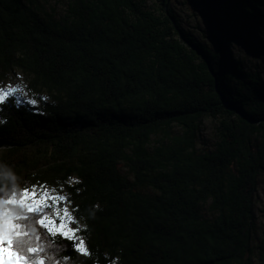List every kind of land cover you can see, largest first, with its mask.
<instances>
[{
  "label": "trees",
  "instance_id": "trees-1",
  "mask_svg": "<svg viewBox=\"0 0 264 264\" xmlns=\"http://www.w3.org/2000/svg\"><path fill=\"white\" fill-rule=\"evenodd\" d=\"M63 2L58 15L46 0H0V80L19 71L40 100L0 105V164L16 176L0 175V199L34 186L67 197L91 252L38 224L51 205L20 222L37 258L264 264V0H188L214 46L182 26L178 0ZM235 40L255 72L232 57Z\"/></svg>",
  "mask_w": 264,
  "mask_h": 264
},
{
  "label": "snow or ice",
  "instance_id": "snow-or-ice-1",
  "mask_svg": "<svg viewBox=\"0 0 264 264\" xmlns=\"http://www.w3.org/2000/svg\"><path fill=\"white\" fill-rule=\"evenodd\" d=\"M10 93L14 95L11 88L7 92L0 88V105L9 99ZM49 192L40 195L34 186L32 189L24 188L19 195L13 191L8 198L0 199V264H46L43 258H37L41 249L33 243L30 232L20 222L29 219L27 214L40 213L51 205L56 206L55 217L45 215L38 220V224L53 238L59 236L70 241L77 254L91 256L85 241L78 238L81 229L67 206L70 201L65 196L50 195Z\"/></svg>",
  "mask_w": 264,
  "mask_h": 264
},
{
  "label": "rangeland",
  "instance_id": "rangeland-1",
  "mask_svg": "<svg viewBox=\"0 0 264 264\" xmlns=\"http://www.w3.org/2000/svg\"><path fill=\"white\" fill-rule=\"evenodd\" d=\"M50 8H54L56 13L62 14L65 11L66 5L64 0H46ZM177 10L181 15L182 26L191 32L194 36L201 39L202 41L208 43L211 46L215 45V33L212 28L211 23L206 19L199 11H195L189 4L188 0H178ZM229 51L232 57L237 61L240 59L246 70L249 72H255L256 66L258 65L257 59L249 52L248 47L238 40L232 41L228 44ZM239 61V60H238ZM28 78L19 71L12 72L8 78L4 81L0 80V88L4 91H8L9 88L12 89L14 95L10 93V97H16L20 101H34L36 105H39L40 100L36 98L37 94H30L27 92ZM216 122L212 120H206L203 133L201 135V140L198 143V148L200 151H213L215 143L217 141L216 137ZM181 130L175 128V132L179 133ZM2 150H0V155ZM261 198L262 193H260ZM263 207V201L261 200L258 204L257 215L259 217V226H262V213L261 208ZM256 263V259H255Z\"/></svg>",
  "mask_w": 264,
  "mask_h": 264
},
{
  "label": "clouds",
  "instance_id": "clouds-1",
  "mask_svg": "<svg viewBox=\"0 0 264 264\" xmlns=\"http://www.w3.org/2000/svg\"><path fill=\"white\" fill-rule=\"evenodd\" d=\"M0 175H2L5 180H11V181L16 180L15 174L12 172L10 168H8L7 165L4 164H0Z\"/></svg>",
  "mask_w": 264,
  "mask_h": 264
},
{
  "label": "water",
  "instance_id": "water-1",
  "mask_svg": "<svg viewBox=\"0 0 264 264\" xmlns=\"http://www.w3.org/2000/svg\"><path fill=\"white\" fill-rule=\"evenodd\" d=\"M169 1H170V0H169ZM166 10H167V6H166ZM167 13H169L168 10H167ZM174 23H175L176 28L179 30V32H180V34H181V37L183 38L182 31L179 29V27L177 26V24H176L175 21H174ZM195 49H197V48H195ZM216 88H217V79H216ZM217 91L220 93V91L218 90V88H217ZM223 99H224V98H223ZM224 101H225V99H224ZM225 105H227V104H226V101H225Z\"/></svg>",
  "mask_w": 264,
  "mask_h": 264
}]
</instances>
